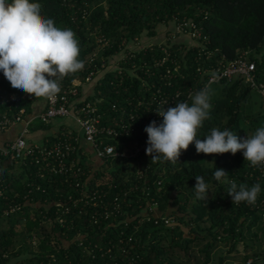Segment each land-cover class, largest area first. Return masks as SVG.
Here are the masks:
<instances>
[{"label":"trees","instance_id":"trees-1","mask_svg":"<svg viewBox=\"0 0 264 264\" xmlns=\"http://www.w3.org/2000/svg\"><path fill=\"white\" fill-rule=\"evenodd\" d=\"M31 2L40 3L43 15L54 18L58 26L71 27L79 41L84 67L64 76L58 93L70 90L75 81L88 84L85 78L93 71L94 94L83 101L100 100L101 125L121 119L136 128L128 137L107 141L117 150L130 152L147 144L145 127L152 121L145 119L150 95L146 87L152 82L158 85L154 60L165 56L152 43L133 52L131 59H119L125 42L153 37L159 25L175 18L196 23L207 39L201 46H167V65L180 64L183 75L167 93L178 89L181 99L190 88L199 90L206 79L196 68H206L221 56L232 60L248 52L258 72L264 73V0ZM94 36H104L110 44L90 61L96 51ZM116 61L120 73L108 67ZM102 62L107 69L101 68ZM131 65H135L132 74ZM0 79V115L13 117L23 109L27 117L32 103L41 97L13 90L2 74ZM209 88L212 107L197 129L198 138L214 127L244 137L264 122L263 101L256 109L254 91L242 78ZM8 95L14 100L5 102ZM35 121L36 127H47ZM60 132L44 144L52 143ZM76 157L73 176L53 173L31 159L17 165L0 155V264H247L250 259V264H264V221L257 207L264 199V176L241 152L197 153L193 142L181 150L177 162L152 161L146 149L137 158L98 162L86 158L80 142ZM215 166L238 185L259 182L262 191L256 203H233L227 185L213 178ZM196 175L209 184L208 202L194 195Z\"/></svg>","mask_w":264,"mask_h":264},{"label":"clouds","instance_id":"clouds-1","mask_svg":"<svg viewBox=\"0 0 264 264\" xmlns=\"http://www.w3.org/2000/svg\"><path fill=\"white\" fill-rule=\"evenodd\" d=\"M79 55L80 45L74 30L58 26L54 18L43 15L40 3L0 0V74L13 90L34 97L58 93L59 81L84 67ZM190 100L191 103L183 99L175 106L155 110L163 119L153 120L145 127L146 152L152 161L177 162L181 150L195 142L197 153L241 152L252 166H264V125L244 137L228 128L214 127L210 134L198 138L197 129L210 116V88L207 85L200 88L190 94ZM213 178L227 185V195L233 203L255 204L262 191L259 182L238 185L223 168L216 166ZM195 180L192 188L195 197L208 202L209 184L202 175H196Z\"/></svg>","mask_w":264,"mask_h":264},{"label":"built area","instance_id":"built-area-1","mask_svg":"<svg viewBox=\"0 0 264 264\" xmlns=\"http://www.w3.org/2000/svg\"><path fill=\"white\" fill-rule=\"evenodd\" d=\"M173 23L175 30L170 37L163 42L155 44V47L159 48L165 56L154 60L153 67L158 73V85L152 82L151 85L146 87L150 95L145 104V119L151 121L156 120L160 122L163 119L155 112L158 108L175 106L178 101L183 99L190 101V94L198 90L197 88H190L186 97L183 99H181V93L178 89L172 91L171 94L167 93L168 89L173 87L174 81L183 77L180 72V64L172 61L170 65H167L170 55L167 46L173 44V40L178 34L187 35L200 46L207 40L193 20L189 18H175ZM94 38L96 51L91 55L90 61L95 57L98 50H102L110 44V41L104 36H94ZM124 46L125 48L119 59L126 57L131 59L133 52L150 48L152 44L141 43L138 38H133L131 41L125 42ZM247 54L248 52H243L232 60H223L224 57L221 56V58L214 63H210L206 68L197 67L196 73L202 75V77H206L204 81L202 80L203 82L200 88L206 85L210 87L221 81L231 82L234 79L242 78L249 88L263 99L264 105V73L258 72L255 62L250 60ZM210 56L211 53H207L206 60H210ZM106 64L102 62L101 68L107 69L105 68ZM108 67H115L119 73L122 72L119 70L117 61L109 64ZM130 67L129 73L132 74L135 71V65H131ZM101 71L99 70L98 73ZM93 73V71L89 73L85 78V82L90 83L93 81ZM214 77H218V79ZM81 85L82 82L75 81L72 88L67 92L56 93L45 97L46 106L44 110L34 117L25 118L23 109H20L18 114L13 117L0 115V132L7 130L19 122H23L25 126L14 140L5 142L0 146V155L14 160L17 165L23 164L27 159H31L35 164H43L45 167H50L53 173L62 174L71 172L73 176L77 173L76 162L78 159L76 154L78 152V144L81 140L91 146L95 159L98 162L115 158H137L147 148V144L142 143L130 152H125L123 149L117 150L113 144L107 142L121 136L128 137L132 132H135L136 128L134 125L130 126L121 119H115L112 125H101L102 115L98 107L100 100L97 98L84 102L83 99H78V88ZM13 100V95H8L5 102ZM55 118H71L74 120L80 129V136L77 134L74 136L73 131L66 130L60 132L52 143H46L47 145L28 144L26 142L24 134L27 131L26 128L32 121L37 120L43 124H48ZM133 119L134 117L130 116V120ZM257 167L259 174L263 177L264 166ZM76 186H79V184ZM257 207L261 210V219L264 221V199L260 201ZM251 262L252 260L250 259L247 261V264Z\"/></svg>","mask_w":264,"mask_h":264},{"label":"crops","instance_id":"crops-1","mask_svg":"<svg viewBox=\"0 0 264 264\" xmlns=\"http://www.w3.org/2000/svg\"><path fill=\"white\" fill-rule=\"evenodd\" d=\"M175 25L173 22H169L166 25H159L157 27V31L155 36L150 38H143L141 43H158L163 42L165 39L169 38L170 35L174 32ZM173 43L180 44L181 46H190L195 42L191 40L187 35L178 34L176 35ZM94 94V84L88 83L83 84L81 87V95L80 99L92 97ZM95 99V98H94ZM46 106L45 97H41L34 101L30 106V114L25 118H31L38 115L40 112L44 110ZM36 122V121H35ZM37 123L32 121L28 127L27 131L24 134V139L28 144H36L41 145L44 144L47 139H50L58 132H60L61 128L64 130L73 131L75 134L80 136V129L74 120L71 118H55L50 123L46 124V128L36 127ZM25 128L23 122L16 123L9 127L5 131L0 132V146H2L5 142L14 140L19 133ZM82 146L85 148L86 158H93L95 160L94 152L89 144L84 143L82 140L80 141ZM85 158V159H86Z\"/></svg>","mask_w":264,"mask_h":264},{"label":"rangeland","instance_id":"rangeland-1","mask_svg":"<svg viewBox=\"0 0 264 264\" xmlns=\"http://www.w3.org/2000/svg\"><path fill=\"white\" fill-rule=\"evenodd\" d=\"M252 96H253V101L256 105L255 108L258 109L260 102H262L263 99L258 94H256L255 92L252 93ZM259 124H260V126H262V125H264V122L260 121ZM16 229L19 230L20 227L18 226ZM239 249H242V245H239ZM213 264H216V262L214 261Z\"/></svg>","mask_w":264,"mask_h":264}]
</instances>
